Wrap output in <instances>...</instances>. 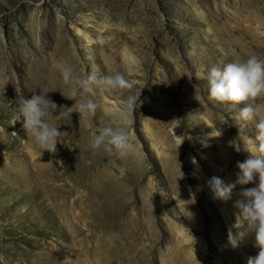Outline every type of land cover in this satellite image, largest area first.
<instances>
[{
    "label": "rangeland",
    "instance_id": "374dc122",
    "mask_svg": "<svg viewBox=\"0 0 264 264\" xmlns=\"http://www.w3.org/2000/svg\"><path fill=\"white\" fill-rule=\"evenodd\" d=\"M250 55L264 58V0H0V264H106L96 248L107 264H246L259 251L254 235L233 248L228 232L239 192L254 184L221 202L207 182L235 181L256 129L240 118L243 104L210 98L206 75ZM62 66L133 86L94 85L78 99H93L95 114L68 115ZM41 89L63 106L49 119L67 132L54 154L41 155L18 119L20 99ZM129 97V154L92 150L91 133L119 126ZM46 162L70 170L54 182L66 217L36 179L38 199L23 192Z\"/></svg>",
    "mask_w": 264,
    "mask_h": 264
},
{
    "label": "clouds",
    "instance_id": "9594fccd",
    "mask_svg": "<svg viewBox=\"0 0 264 264\" xmlns=\"http://www.w3.org/2000/svg\"><path fill=\"white\" fill-rule=\"evenodd\" d=\"M61 79L69 85L67 95H62L69 100H74L72 107L61 106L48 97V92L41 89L39 95L30 99H20L18 119L23 117V128L31 136L35 145L49 153L57 152V145L61 138L67 135L58 126L50 124L49 119L55 112L63 107L67 114L76 111L80 117H91L99 105L93 99H78L86 93L94 91L98 85L103 92H114L129 89L133 85L124 75L116 73L97 78L94 73L83 77L76 74L70 66H62ZM208 93L210 98L218 102H227L234 105L243 104L240 108V118L244 121L254 122L256 133L250 141L252 149L245 150L250 153L248 158L237 162L236 179L234 182L225 183L219 177H212L207 183L213 194V199L227 202L238 185L254 184L253 187L242 188L239 192L240 199L234 202L235 222L228 232V240L233 248H237L249 236L254 235L255 246L259 249L255 256H248L246 264H264V106L257 104L259 99H264V58L250 55L242 61L227 63L223 68L213 66L206 75ZM136 97H129L123 101L124 109L118 111L123 121L119 126H104L97 128L90 135V148L103 150L109 155L125 157L131 148V134L127 116L128 109H133ZM88 127H92L89 120ZM239 151V150H237ZM193 163L196 161L193 158ZM182 173V172H181ZM183 177V173L180 178ZM235 229L233 233L232 229ZM110 244L114 243L111 235L107 237Z\"/></svg>",
    "mask_w": 264,
    "mask_h": 264
},
{
    "label": "bare ground",
    "instance_id": "6f19581e",
    "mask_svg": "<svg viewBox=\"0 0 264 264\" xmlns=\"http://www.w3.org/2000/svg\"><path fill=\"white\" fill-rule=\"evenodd\" d=\"M29 143H30V141H28V144ZM67 160H68V158H67ZM191 161H192L191 163H192L193 167L196 170H198L199 169L198 165L196 163L194 164L193 160H191ZM64 162H66V160H64ZM64 162L62 163L63 165L59 167L60 169L58 168L60 171L59 173H57V171H58V169H56L57 167H55V165L51 164V163L46 162L44 164H41L40 166L34 165L31 168L29 175L23 178L24 181L22 182V187L25 189V191H23V192L28 191V195L29 194H30V196L32 195L33 200L36 199V197L38 199L39 195L37 193H35V188H34L35 186L33 185V183H34L33 180L36 179L37 181L35 180V182L39 181V183H41L42 186L45 187L46 193L48 196H50V198L52 200V204L54 205L57 212L60 214V216L62 215V216L66 217L68 214V210L66 207L67 203L65 205L66 201L63 198L64 185L63 184L62 185H55V183H54L57 180V178L60 176L66 178V177H69L71 175L70 170H68V168L66 169V165H65L66 163H64ZM17 164H19V163H17ZM18 187H20V185ZM60 199H61V201L59 202ZM81 201H82V199H79V200L71 202L69 205L72 207V204H73L74 207L75 206L80 207L81 203L83 201L85 202V200H83L82 202ZM56 243L58 244L59 242H56ZM94 251H96V255H97L96 260H100L101 262L106 263V264H107V262L108 263L110 262L109 260H112L111 256L109 258H106L105 260L101 259L100 258V252L98 251V249L96 248ZM113 256H114V254H113ZM96 260H94V261H96ZM97 263H99V262L97 261ZM78 264H85V259H82V263L80 261H78Z\"/></svg>",
    "mask_w": 264,
    "mask_h": 264
}]
</instances>
